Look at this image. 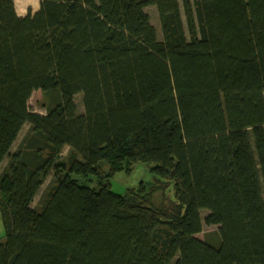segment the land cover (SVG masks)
<instances>
[{
  "label": "trees",
  "instance_id": "1",
  "mask_svg": "<svg viewBox=\"0 0 264 264\" xmlns=\"http://www.w3.org/2000/svg\"><path fill=\"white\" fill-rule=\"evenodd\" d=\"M0 216V264H264V0H0Z\"/></svg>",
  "mask_w": 264,
  "mask_h": 264
},
{
  "label": "rangeland",
  "instance_id": "2",
  "mask_svg": "<svg viewBox=\"0 0 264 264\" xmlns=\"http://www.w3.org/2000/svg\"><path fill=\"white\" fill-rule=\"evenodd\" d=\"M22 2H30L31 7L27 8L26 4ZM39 6L40 4L38 3L37 0H30V1L16 0L15 1L16 12L21 17H25L30 11L33 13L34 9L38 10ZM145 12L148 14L150 18V23L155 27L157 31L158 39L161 41L162 34H161L159 17H158L156 8L147 7L145 8ZM59 96H60V92L58 90H54L51 92H43L40 90L34 91L29 101V107L32 112L38 113L40 115H45L47 112V108L50 106V104H52L55 101L53 99L54 98L57 99L59 98ZM74 101L77 106V114L78 115L84 114L82 94H77L74 97ZM29 131H30V125H25L17 142L14 145L13 151L19 147V145L24 140V138L27 136ZM69 154H70L69 147H65L63 150L61 159L67 160ZM154 177H155L154 173L151 172V166L144 164V163H138L134 166L133 170L129 174L125 172L117 173L111 180V184H112L111 189L113 193L117 195H123L127 189L138 188L141 183L153 182ZM55 182H56V177H55L54 172H52L47 177L39 193L35 197V200L32 205L33 208L37 209L42 204L46 194L52 188ZM91 185L93 186L94 184H91ZM164 198L175 200V191H174L173 186H171L164 194L163 193L154 194L153 199L156 204H160L163 202ZM208 215H209V212L207 210L201 211V216H202L203 221ZM197 238L203 241L209 240L211 243H213L212 245L214 246L220 245L219 226H208L203 223V232L197 235Z\"/></svg>",
  "mask_w": 264,
  "mask_h": 264
},
{
  "label": "crops",
  "instance_id": "3",
  "mask_svg": "<svg viewBox=\"0 0 264 264\" xmlns=\"http://www.w3.org/2000/svg\"><path fill=\"white\" fill-rule=\"evenodd\" d=\"M16 1V0H15ZM20 1V0H19ZM22 1V0H21ZM26 1H30V0H26ZM38 1V3L40 4V2H41V0H37ZM22 3H24V4H26V7L27 8H29V7H31V4H30V2H22ZM40 7V6H39ZM30 10V9H29ZM38 10H39V8H38ZM38 10H36V9H34V11H33V14L34 13H36ZM18 14V13H17ZM23 15V14H22ZM24 16V15H23ZM13 148H14V146H13ZM13 148H12V150H13ZM3 165H4V163H3ZM4 236H5V230H4V227H3V223H2V220H1V216H0V240H3L4 239Z\"/></svg>",
  "mask_w": 264,
  "mask_h": 264
}]
</instances>
